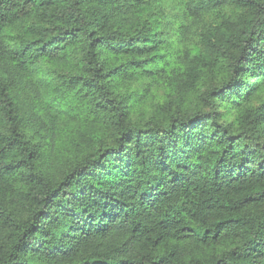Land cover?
<instances>
[{"label": "trees", "instance_id": "trees-1", "mask_svg": "<svg viewBox=\"0 0 264 264\" xmlns=\"http://www.w3.org/2000/svg\"><path fill=\"white\" fill-rule=\"evenodd\" d=\"M0 264H264V0H0Z\"/></svg>", "mask_w": 264, "mask_h": 264}]
</instances>
